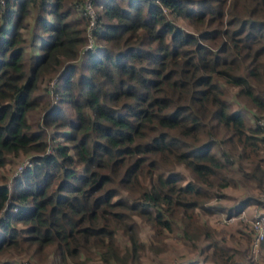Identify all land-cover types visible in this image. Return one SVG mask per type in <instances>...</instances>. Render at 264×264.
I'll return each mask as SVG.
<instances>
[{
    "label": "trees",
    "instance_id": "trees-1",
    "mask_svg": "<svg viewBox=\"0 0 264 264\" xmlns=\"http://www.w3.org/2000/svg\"><path fill=\"white\" fill-rule=\"evenodd\" d=\"M82 1L0 3V169L40 153L0 182V264H128L142 227L197 237L195 209L222 212L204 203L229 186L256 193L227 216L264 203V0H94L88 48Z\"/></svg>",
    "mask_w": 264,
    "mask_h": 264
},
{
    "label": "rangeland",
    "instance_id": "rangeland-1",
    "mask_svg": "<svg viewBox=\"0 0 264 264\" xmlns=\"http://www.w3.org/2000/svg\"><path fill=\"white\" fill-rule=\"evenodd\" d=\"M71 1V0H68ZM85 1V0H83ZM80 5L81 2L75 3V9H81L83 6ZM3 3V0H0ZM69 5V4H68ZM95 10V5H92ZM74 9V10H75ZM96 12V10H95ZM89 21V20H88ZM33 23V11L28 14V17L24 20L25 32L28 35ZM87 29H89V24H87ZM91 37L89 36V30H87V43L86 47H90ZM47 87V86H46ZM48 87H50L48 85ZM45 88V83H41L40 89ZM42 92V91H41ZM43 93V92H42ZM44 94L42 100H45L51 96L48 93ZM53 101V99L51 100ZM43 109L41 105L36 106L34 110L29 113V120L32 123H37L42 117ZM51 132V129H48ZM53 142L50 140L47 152L52 151ZM38 152H26L20 154L9 155L5 165L0 169V182L7 181L11 182L14 175L21 173L26 167L32 165L33 156L39 155ZM254 189H248L245 186L238 184L235 186H229L224 189L225 198L221 200L210 199L204 203L207 208H214L217 205H222L224 210L217 212H205L204 210L196 208L198 226L201 231L197 237L189 240L184 236L183 231L180 227L175 228L171 231L163 230L162 234L158 237L154 236V232L146 227H142L140 234L141 240L143 242V247L138 255V260L129 261L128 264H194V263H211V259H208L207 250L201 251L202 247L207 245L209 242L217 241L219 244L232 247L235 249L234 259L237 264H264V244H260L257 252L251 250V239L247 236V233L251 237V232L249 231V221L250 219L264 209V203L257 204L255 202L247 205L243 212L238 214H231L230 217H234L233 220H227V210L230 207L236 205L238 200L243 196L244 192H248ZM264 198V196H261ZM264 201V199H261ZM202 231H209V237L203 235ZM116 241L118 243L120 252H124L128 248V242L126 236L121 232L116 236ZM210 252V250H209ZM208 252V253H209ZM16 260L23 259L26 264H56L49 261L46 258L44 261H37L32 257L31 263L25 257H18L14 255ZM207 256V258H206ZM13 258V259H14ZM28 258V256H27ZM51 262V263H50ZM88 264H103L98 259L91 260ZM116 264V263H113Z\"/></svg>",
    "mask_w": 264,
    "mask_h": 264
},
{
    "label": "built area",
    "instance_id": "built-area-1",
    "mask_svg": "<svg viewBox=\"0 0 264 264\" xmlns=\"http://www.w3.org/2000/svg\"><path fill=\"white\" fill-rule=\"evenodd\" d=\"M94 0H85L83 1L84 12L89 17V36L91 37V31L96 25V12L93 9L92 5ZM92 39V38H91ZM92 45V40L91 43ZM90 45V46H91ZM55 80L50 81L49 86L54 87ZM244 209L241 211L243 212ZM234 217H227V220L231 221ZM249 231L251 232V250L257 252L260 246L261 241L264 239V209L255 214L249 221ZM197 264V263H194Z\"/></svg>",
    "mask_w": 264,
    "mask_h": 264
}]
</instances>
